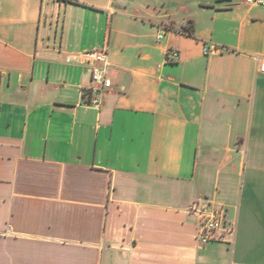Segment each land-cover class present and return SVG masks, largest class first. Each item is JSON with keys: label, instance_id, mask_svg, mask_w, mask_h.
Instances as JSON below:
<instances>
[{"label": "crops", "instance_id": "crops-1", "mask_svg": "<svg viewBox=\"0 0 264 264\" xmlns=\"http://www.w3.org/2000/svg\"><path fill=\"white\" fill-rule=\"evenodd\" d=\"M76 1L0 0V264H264V5Z\"/></svg>", "mask_w": 264, "mask_h": 264}, {"label": "built area", "instance_id": "built-area-1", "mask_svg": "<svg viewBox=\"0 0 264 264\" xmlns=\"http://www.w3.org/2000/svg\"><path fill=\"white\" fill-rule=\"evenodd\" d=\"M249 4L264 5V0H246ZM163 38V33L158 34ZM213 49V46H210ZM92 56L88 63L91 67V84L84 90V103L88 106L100 108L103 104L104 96L113 85L110 77V68L112 63L109 59V52L106 47L89 52ZM177 50H170L167 54L168 60H174L178 57ZM264 70V64H262ZM196 212L203 214L205 210L200 204H194L192 207ZM234 225L229 222L225 210H211L203 216L201 226L198 231V240L206 244L216 240H229L233 234Z\"/></svg>", "mask_w": 264, "mask_h": 264}, {"label": "trees", "instance_id": "trees-1", "mask_svg": "<svg viewBox=\"0 0 264 264\" xmlns=\"http://www.w3.org/2000/svg\"><path fill=\"white\" fill-rule=\"evenodd\" d=\"M64 1L78 3L76 0H64ZM184 32L188 33L189 35H193V26L190 25L189 27H185Z\"/></svg>", "mask_w": 264, "mask_h": 264}]
</instances>
